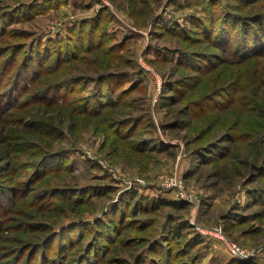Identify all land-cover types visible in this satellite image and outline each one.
<instances>
[{"label": "rangeland", "instance_id": "rangeland-1", "mask_svg": "<svg viewBox=\"0 0 264 264\" xmlns=\"http://www.w3.org/2000/svg\"><path fill=\"white\" fill-rule=\"evenodd\" d=\"M230 257L264 264V0H0V264Z\"/></svg>", "mask_w": 264, "mask_h": 264}, {"label": "trees", "instance_id": "trees-1", "mask_svg": "<svg viewBox=\"0 0 264 264\" xmlns=\"http://www.w3.org/2000/svg\"><path fill=\"white\" fill-rule=\"evenodd\" d=\"M82 34V33H81ZM70 35L71 36H69L70 38L72 37V33H70ZM37 44V43H36ZM47 46H50V45H47ZM48 48V47H47ZM36 51H37V56L35 57V61H37V63L39 64V63H41V62H43V61H47L46 60V58H47V55H41V51H40V49L38 50V49H36ZM32 57V56H31ZM31 57L29 56L27 59H31ZM43 57H46V58H44V60H43ZM35 66V65H34ZM34 66L31 68V70L29 71V72H31V73H34L35 71H33V70H35V68H34ZM20 67L22 68L21 70H22V72L23 71H26L25 70V67H26V64L25 65H23V67H22V65H21V63H20ZM20 70V71H21ZM28 72V71H27ZM135 191H132V194L134 193ZM134 195V194H133ZM144 203H147V201H149V202H151V203H156V206H170V207H172V208H176V209H179V208H181L182 207V202L181 201H177V200H174V199H169V198H167V197H148V196H146V197H144ZM136 202H138V201H136ZM176 235L175 236H177L178 235V232L176 231V233H175ZM204 242V239L201 237V236H197V237H195L194 238V240H193V243H192V245L193 246H197V245H199V244H201V243H203ZM90 245H93L92 243H90ZM85 252L79 257L80 259L82 258L83 260H84V258H85ZM253 260V259H252ZM252 260H250V261H248V262H245V261H243V260H241V259H238V258H236V257H230L229 259H227V261H226V263L225 264H256L255 262H253ZM196 263V261H192V264H195Z\"/></svg>", "mask_w": 264, "mask_h": 264}, {"label": "built area", "instance_id": "built-area-1", "mask_svg": "<svg viewBox=\"0 0 264 264\" xmlns=\"http://www.w3.org/2000/svg\"><path fill=\"white\" fill-rule=\"evenodd\" d=\"M228 248L233 253V255L239 256V257H245L247 256L246 251L241 249L236 243L234 242H228ZM258 254V250L254 251L251 256H255Z\"/></svg>", "mask_w": 264, "mask_h": 264}]
</instances>
